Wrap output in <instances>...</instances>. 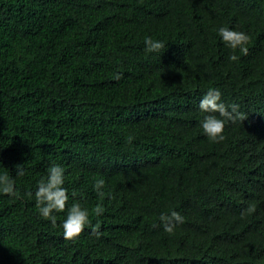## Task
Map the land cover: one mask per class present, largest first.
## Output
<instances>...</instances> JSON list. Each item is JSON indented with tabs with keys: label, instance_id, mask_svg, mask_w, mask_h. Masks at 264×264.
<instances>
[{
	"label": "trees",
	"instance_id": "16d2710c",
	"mask_svg": "<svg viewBox=\"0 0 264 264\" xmlns=\"http://www.w3.org/2000/svg\"><path fill=\"white\" fill-rule=\"evenodd\" d=\"M220 25L250 34L237 61ZM209 87L244 116L218 142L200 124ZM51 163L69 195L55 225L34 195ZM17 164L0 264H264V0H0V171ZM74 201L101 235L63 237Z\"/></svg>",
	"mask_w": 264,
	"mask_h": 264
},
{
	"label": "clouds",
	"instance_id": "9594fccd",
	"mask_svg": "<svg viewBox=\"0 0 264 264\" xmlns=\"http://www.w3.org/2000/svg\"><path fill=\"white\" fill-rule=\"evenodd\" d=\"M216 31L224 44L233 50L228 59L232 61L239 59L236 54L237 49L241 53H248L247 45L251 39L248 32L228 25H220ZM165 46L166 42L162 39L153 38L151 35L144 37V50L148 53L160 52L165 49ZM121 75L117 72L116 78L119 79ZM198 107L205 114L200 121L203 132L210 140L216 142L225 138L223 133L227 121L244 118L243 114L236 110V105L225 104L222 100V91L218 87H209L200 98ZM128 139L131 140L132 137L130 136ZM24 172L25 170L20 164L16 165L15 176L10 175L8 171H0V194L18 196L17 177H22ZM64 178L65 168L63 165L51 163L47 168L46 176L37 182L34 193L39 215L50 220L54 225L57 220L55 213L64 211L66 202L69 200L68 189L64 187ZM104 186L105 179L103 176L95 179L93 188L100 199L106 195ZM29 195L31 196L32 193L30 192ZM72 195H76L75 191ZM251 210L252 206H249L248 211ZM101 212L102 209L97 207L96 214L99 215ZM159 219L163 224V231L171 235L174 234L176 225L183 223L184 217L179 211L172 209L170 212H161ZM62 227L63 237L66 240L75 239L86 228L91 229L92 233L97 236L101 235L99 225H93L91 222L89 209L78 201L67 205L66 218L62 221Z\"/></svg>",
	"mask_w": 264,
	"mask_h": 264
}]
</instances>
